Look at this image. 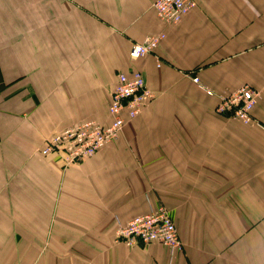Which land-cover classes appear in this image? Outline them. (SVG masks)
Masks as SVG:
<instances>
[{"label":"crops","instance_id":"1","mask_svg":"<svg viewBox=\"0 0 264 264\" xmlns=\"http://www.w3.org/2000/svg\"><path fill=\"white\" fill-rule=\"evenodd\" d=\"M29 1L15 17L0 3V264L264 263V0H195L175 26L156 0H52L46 15ZM132 70L156 98L112 144L68 167L42 155L76 124L108 125ZM244 86L260 92L255 124L216 111ZM160 206L181 251L116 242Z\"/></svg>","mask_w":264,"mask_h":264},{"label":"built area","instance_id":"2","mask_svg":"<svg viewBox=\"0 0 264 264\" xmlns=\"http://www.w3.org/2000/svg\"><path fill=\"white\" fill-rule=\"evenodd\" d=\"M197 7L195 0H156L153 4L159 19L165 26H175ZM166 38L165 32L145 37L141 42L132 44L129 57L132 61L156 53ZM198 82V78H195ZM260 92L244 86L235 93L221 98L216 111L232 115L245 124H255L254 110ZM156 98L147 86L142 71L132 70L118 75L109 104L111 122L102 125L96 121H84L46 140L42 155L57 154L65 167L91 158L106 146L112 144L125 125L137 117L142 110ZM116 242L127 247L161 244L171 251L183 248L179 232L170 211L165 206L139 215L126 225L120 226ZM264 264V263H261Z\"/></svg>","mask_w":264,"mask_h":264},{"label":"rangeland","instance_id":"3","mask_svg":"<svg viewBox=\"0 0 264 264\" xmlns=\"http://www.w3.org/2000/svg\"><path fill=\"white\" fill-rule=\"evenodd\" d=\"M26 0H0V3L3 2V4L5 3L6 5H12L11 9H12V13L13 16H17L19 14V5H21L22 2H24ZM29 1V0H28ZM41 2L40 6H42L40 9L43 10V14H51V10H52V0H39ZM62 1V0H60ZM30 2V1H29ZM1 6V4H0ZM10 7V6H8ZM4 11L6 10V12L9 10L7 9H3ZM2 8H0V11H3Z\"/></svg>","mask_w":264,"mask_h":264}]
</instances>
